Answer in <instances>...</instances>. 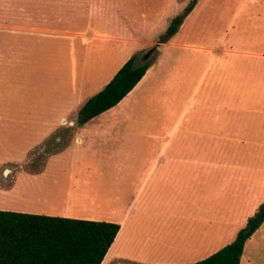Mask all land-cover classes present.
I'll return each mask as SVG.
<instances>
[{
    "label": "rangeland",
    "instance_id": "1",
    "mask_svg": "<svg viewBox=\"0 0 264 264\" xmlns=\"http://www.w3.org/2000/svg\"><path fill=\"white\" fill-rule=\"evenodd\" d=\"M191 1L0 0V208L111 223L130 202L186 211L190 178L157 183L152 199L143 172L192 162L208 206L230 217L213 250L235 239L264 205V0H197L167 37ZM150 50L136 87L82 124L85 101ZM240 264H264V222Z\"/></svg>",
    "mask_w": 264,
    "mask_h": 264
},
{
    "label": "trees",
    "instance_id": "2",
    "mask_svg": "<svg viewBox=\"0 0 264 264\" xmlns=\"http://www.w3.org/2000/svg\"><path fill=\"white\" fill-rule=\"evenodd\" d=\"M175 16L166 30L174 35L185 15ZM147 61V60H146ZM131 57L104 88L80 111L82 124L112 109L144 77L149 63ZM264 222V205L247 220L235 239L207 258L192 264H240L247 240ZM120 226L111 222L78 220L0 210V264H102Z\"/></svg>",
    "mask_w": 264,
    "mask_h": 264
},
{
    "label": "crops",
    "instance_id": "3",
    "mask_svg": "<svg viewBox=\"0 0 264 264\" xmlns=\"http://www.w3.org/2000/svg\"><path fill=\"white\" fill-rule=\"evenodd\" d=\"M110 110L106 112L111 113ZM192 164V162L184 161L150 162L143 172L145 180L143 186L146 187L151 180L154 181L150 187L152 199L160 190L157 183H163L168 179L182 181L190 178L194 183L193 193L189 196L191 207L185 209L186 211L182 208L171 210L155 209L149 206L138 210L135 202L128 203L124 214L113 221L120 226V229L102 264L194 263L205 249L212 248V253H215L213 249L220 244L224 236L230 233V217L225 212H218L223 214L216 218L218 213L208 206L213 200L206 191L209 190L207 185L209 183H206L203 178L200 179L202 174H199L197 170L188 172V169L193 167L196 169ZM194 164L197 163L194 162ZM33 177L35 178L31 179L32 182L41 179L39 175H33ZM38 185H44V182L38 180ZM42 188L45 190L41 194L42 198H46L49 192L47 188ZM0 192L7 193L4 190ZM178 192L177 197L181 201L184 197L181 191ZM187 198L188 196L185 199ZM0 204L4 203L0 202ZM19 208L22 210H18V213H27L24 211L27 207ZM34 209L36 210L29 213L56 217L52 213L55 209L49 204L39 205ZM0 210L16 212L9 208H0ZM176 220H178L177 224H175Z\"/></svg>",
    "mask_w": 264,
    "mask_h": 264
},
{
    "label": "water",
    "instance_id": "4",
    "mask_svg": "<svg viewBox=\"0 0 264 264\" xmlns=\"http://www.w3.org/2000/svg\"><path fill=\"white\" fill-rule=\"evenodd\" d=\"M152 53H153V50H150V51L146 52V53L142 56L141 60H142V61H146V60L152 55Z\"/></svg>",
    "mask_w": 264,
    "mask_h": 264
},
{
    "label": "bare ground",
    "instance_id": "5",
    "mask_svg": "<svg viewBox=\"0 0 264 264\" xmlns=\"http://www.w3.org/2000/svg\"><path fill=\"white\" fill-rule=\"evenodd\" d=\"M30 185V184H29ZM32 186V185H31ZM17 188V187H16ZM25 188V187H24ZM31 188V187H30ZM69 189V188H68ZM19 190V189H18ZM37 190V189H36ZM61 191V190H60ZM25 192V191H24ZM62 192H64V190L62 191ZM66 192V191H65ZM17 194H20V192L19 191H17ZM60 194V193H59ZM65 194V193H64ZM13 195V194H12ZM14 195H16V194H14ZM13 195V196H14ZM22 195H23V193H22ZM57 195V194H56ZM63 195V194H62ZM22 197V196H21ZM69 197V196H68ZM12 199V198H11ZM8 202V201H7ZM22 202V201H21ZM51 203V202H50ZM5 204V203H4ZM9 204V203H8ZM14 205V204H13ZM2 206V205H1ZM26 207V206H25Z\"/></svg>",
    "mask_w": 264,
    "mask_h": 264
}]
</instances>
